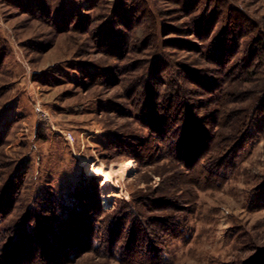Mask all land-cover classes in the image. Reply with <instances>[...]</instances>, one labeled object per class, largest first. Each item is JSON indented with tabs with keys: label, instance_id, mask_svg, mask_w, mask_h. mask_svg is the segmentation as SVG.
<instances>
[{
	"label": "rangeland",
	"instance_id": "obj_1",
	"mask_svg": "<svg viewBox=\"0 0 264 264\" xmlns=\"http://www.w3.org/2000/svg\"><path fill=\"white\" fill-rule=\"evenodd\" d=\"M259 41L264 0H0V264H264Z\"/></svg>",
	"mask_w": 264,
	"mask_h": 264
},
{
	"label": "bare ground",
	"instance_id": "obj_2",
	"mask_svg": "<svg viewBox=\"0 0 264 264\" xmlns=\"http://www.w3.org/2000/svg\"><path fill=\"white\" fill-rule=\"evenodd\" d=\"M134 165L135 164L133 160H125L118 165L111 164L110 166L107 167L91 166V168H89V172L91 174L102 177L101 180L103 181H101V187L106 190L105 199L111 200L114 197H118V198L121 197L118 191L111 189V181H112L111 179L114 177V175H119L120 178L127 176L134 168Z\"/></svg>",
	"mask_w": 264,
	"mask_h": 264
},
{
	"label": "trees",
	"instance_id": "obj_3",
	"mask_svg": "<svg viewBox=\"0 0 264 264\" xmlns=\"http://www.w3.org/2000/svg\"><path fill=\"white\" fill-rule=\"evenodd\" d=\"M261 44H262V49H264V41H259ZM260 48V47H259ZM202 140H204V138H202ZM211 148V146L209 145V149ZM203 155V154H202ZM201 155V156H202ZM92 177H89L88 179H89V181L91 182V186L93 185L94 187H95V189L96 190H100V182H101V180H100V177L99 176H97V175H94V174H92L91 175ZM145 200H147V199H145ZM262 262H264V261H262Z\"/></svg>",
	"mask_w": 264,
	"mask_h": 264
}]
</instances>
